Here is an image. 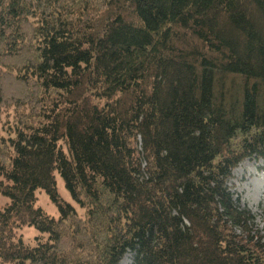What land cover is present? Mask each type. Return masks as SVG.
<instances>
[{
  "label": "trees",
  "instance_id": "trees-1",
  "mask_svg": "<svg viewBox=\"0 0 264 264\" xmlns=\"http://www.w3.org/2000/svg\"><path fill=\"white\" fill-rule=\"evenodd\" d=\"M253 157L264 0H0V264H264Z\"/></svg>",
  "mask_w": 264,
  "mask_h": 264
},
{
  "label": "rangeland",
  "instance_id": "rangeland-1",
  "mask_svg": "<svg viewBox=\"0 0 264 264\" xmlns=\"http://www.w3.org/2000/svg\"><path fill=\"white\" fill-rule=\"evenodd\" d=\"M236 171L238 173L236 174ZM236 174V175H235ZM57 191L60 198L72 205L81 218H86L87 209L81 206L67 190L65 182L59 173H56ZM239 203V206L249 211L253 216V227L264 238V157H253L242 162L232 173V179L228 185ZM9 199L0 194V205L4 206ZM37 208H41L52 218H59L61 211L54 200L43 190L37 192ZM41 234L34 227H24L18 231L24 243L34 246L35 238ZM134 264L133 254L127 253ZM122 259V261L124 260ZM122 261L120 264H122Z\"/></svg>",
  "mask_w": 264,
  "mask_h": 264
},
{
  "label": "bare ground",
  "instance_id": "bare-ground-1",
  "mask_svg": "<svg viewBox=\"0 0 264 264\" xmlns=\"http://www.w3.org/2000/svg\"><path fill=\"white\" fill-rule=\"evenodd\" d=\"M238 173V171H236V174ZM235 174V175H236ZM122 264H131V259L129 256H127V258H124V260L122 261Z\"/></svg>",
  "mask_w": 264,
  "mask_h": 264
}]
</instances>
